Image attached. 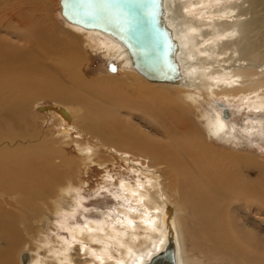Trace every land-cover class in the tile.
<instances>
[{
	"label": "bare ground",
	"instance_id": "1",
	"mask_svg": "<svg viewBox=\"0 0 264 264\" xmlns=\"http://www.w3.org/2000/svg\"><path fill=\"white\" fill-rule=\"evenodd\" d=\"M2 1L6 7L0 6V240L6 246L0 247V264H17L14 255L20 245L30 248L19 253V264H73L69 254L72 242L55 234L54 217H62L56 223L68 231L70 239L92 245L93 248L81 247L84 256L91 255L83 264H154L159 257L170 264H264V236L250 226H243L246 217L241 220L240 215H235L237 205L251 208V203L263 204L264 189L259 184L249 186L242 181L240 184L239 179L215 168L213 152L199 143L193 125L190 129L183 124L196 94L181 91L195 85L205 74L213 80V84H207L211 92L229 90L232 83L236 86L230 94L225 89L221 92L225 98L234 101V95L245 87L248 92L261 91L251 107L264 105V0H149V22L158 41L152 48L153 61L141 65L148 77L138 72L134 49L123 36L77 17L63 16L60 0V15L68 33L63 31V35L66 39L73 35V40L45 35L30 18H21L18 24H27L28 30L16 34V39L25 40L26 47L24 43L13 42L10 34L17 28L14 17L25 14L26 0ZM5 23L12 31L8 33L10 36L2 34ZM78 39L82 41L81 47L84 44L95 53L101 52L107 59L120 63L121 68L130 67L154 84L150 86L154 90L137 88L133 95L142 101L151 99L153 105L149 108L157 106L158 112L149 110L147 114L155 120L164 117L160 123L161 138L149 137L131 120L125 119L127 123L120 124L121 117L113 105L116 97L112 91H105L112 89L109 83L103 82L105 79L87 80L80 71L86 57ZM60 41L64 45H54ZM48 45L53 46L50 48L53 51ZM58 58L65 63H59L56 69L53 65ZM230 62L234 70L229 72L223 63ZM42 96L78 106L54 103L45 109L55 124L62 127L57 133L59 145L67 144L71 130L76 134L71 142L81 162L59 155L61 146L41 138L34 141L33 134L22 124L27 117L22 111L24 105ZM132 100L123 102V106H129L126 103H133ZM212 102L202 115L207 136L225 140L230 109L226 102ZM221 105L227 108L228 116L222 115ZM82 108L90 112L81 116ZM75 119H81L82 123L77 124L80 122ZM102 149L109 156L128 161L133 171L141 175L137 186L122 180L119 183L126 200L136 193V199L132 197L134 207L128 204L117 209L123 217L116 218L118 226L108 217L99 221L82 218L80 223L69 224L67 215H73L78 199L75 194L83 183L81 164L104 166L115 162L114 158L102 155ZM135 157L143 158V163L139 164ZM131 158L136 162L132 163ZM164 164L171 169L167 172L169 176L166 174L167 182L160 172ZM166 184L175 187L178 200L172 197ZM44 222L49 223L55 238L40 245L43 250L40 255L37 244L43 235L40 225ZM23 231L29 235L27 241ZM187 241L199 249L200 256L187 251ZM111 254L118 255L117 259Z\"/></svg>",
	"mask_w": 264,
	"mask_h": 264
},
{
	"label": "rangeland",
	"instance_id": "2",
	"mask_svg": "<svg viewBox=\"0 0 264 264\" xmlns=\"http://www.w3.org/2000/svg\"><path fill=\"white\" fill-rule=\"evenodd\" d=\"M12 2L19 3L21 1L13 0ZM0 3H3V4H0V6L6 5L5 2L2 0H0ZM23 12H25V14L22 15V17H20L19 15H15L14 17V21L16 22V25H14V27H17V28H14L15 32L11 31L12 32L11 33L10 30L6 28V26H8L7 23H5L4 26L2 27V30L3 29L5 30L2 32V34L11 33L10 34L11 36L9 34L8 36H10L13 42H17L18 40L16 39V34H18L19 32L21 33V32L28 30L27 24H25V26L23 24H20V25L18 24L19 21L23 20L21 18H24L27 20L30 18L32 21H34V24L39 26V29H43L44 34L46 33L50 36L52 34H55L58 38L63 37L64 39H66L63 35V31L66 33V35L68 33L65 29L66 23L64 22L62 16L60 15L59 0H26L23 3ZM70 39L73 40V35H71L70 38L66 40H70ZM77 42H78L79 47L81 48L82 53L86 57V60L82 62L80 66V71L83 73V75L86 77L87 80L92 81V80H97V79H105L103 80V82L109 83V89L111 88L112 89L105 90V91L109 93L110 91H112L113 92L112 94L115 95L116 97L115 102L119 101L120 103V104L118 103L117 105V103L115 104V102H113L117 115L121 117L120 124L121 125L123 123L126 124L127 121L129 122V120H131L133 124L137 125L136 128H139L144 134L149 135V137L151 138H154L156 136L154 139L161 138L159 134H161L160 132L163 131V128L160 125V123L164 120V117H161L159 120H155L147 114L149 110L158 112L156 111V108H155L157 106L154 105L152 106V108H149L150 104L153 105L151 103V99L148 98L147 101H145L146 99L142 101L140 98H136L133 95L134 91L137 90V88L144 89L147 92L154 90L150 87V86H153L154 84L151 82H148L147 80L142 79L130 67L123 66V68H121L120 63H115L111 61L110 59H107V57H105L101 52L95 53V51H91L87 47H84V44H83V47H81L82 41H79V39L77 40ZM17 43L20 45L24 43V46L26 47L25 40L23 42L18 41ZM64 43L65 42H61L60 44L57 43L54 45L56 46L64 45ZM52 47L53 46H50V45L47 46L48 49ZM32 51L34 52V50ZM60 51L62 52L63 49ZM200 56L202 55H198V57ZM67 57L70 59V56H67ZM63 58L65 59L66 57H63ZM63 58L62 60H64ZM60 59L58 58L59 62L56 61L57 64L55 62L56 66L53 65L54 68L57 69V65L59 63H62V64L65 63L64 61ZM223 64L224 66L228 68V70L226 68V71H229V70L232 71V68L234 70V67L232 66L233 65L232 62L229 63L231 65H229L228 63H223ZM247 66L249 67V65L246 64L245 67ZM255 69H257V67H255ZM206 76L207 75L204 74L199 79L198 82H195V85H192L190 87H185L181 90L184 93H192V94L195 93L196 94L195 101L193 103H190V107L186 113L188 114V116L185 117L183 124L189 127L190 129L192 128L191 125H193L194 130L196 129V136L199 140V143H202L207 149H210L213 152L211 154V156H214L212 160L216 163L215 168H217L219 172L221 171L226 176H229V177L233 176L234 178L239 179L240 184H241V181L243 184H246L249 186L253 184H259V186H261V189L262 187L264 189V105H262L259 108H254V107H251L250 105L251 103L252 104L255 103L258 97L260 98L261 91H259V93L257 92L256 94V92L255 93H253L252 91L248 92L247 89H245V87L243 88L241 87L240 89L236 87L237 90L239 89L241 91H239L237 94L234 95L235 96L234 101H230L229 99L225 98L224 95L221 93L222 91H225L226 88H222L221 91H217V90L213 92L210 91L211 88L208 85L213 84V80L212 79L209 80ZM225 83L226 82H224V84ZM235 86L231 83L229 85L230 87L229 90L227 89L225 92L230 94L232 92L233 87ZM243 89L245 90L243 91ZM166 91L172 92L170 90H166ZM119 92L120 94H118ZM123 95H125L129 100L130 99L132 100L133 98L134 100L132 101L134 102L126 103V105H129L127 107L123 106V104L128 100L125 98V96L123 97ZM165 98L167 99V97ZM214 100L226 102L231 112L230 119L226 120V125L228 128L226 129V134H225L226 139L225 140L219 139V138H210L207 136L208 132H207V129L205 128L206 120H205V117L202 115L205 114L206 111L210 109V103L213 104L212 101ZM93 101L94 100H92V102ZM144 101L146 102V104ZM54 103L59 104V105L65 104L66 106L74 105L68 102L60 104L59 102H55L53 99L47 96L46 97L45 96L35 97L34 99H32L31 101H29L28 103L24 105V109L22 111L24 112L25 115H27V117H26V122L22 121V124L24 125V127L26 126L30 127V129L26 127V130L28 129L27 132L33 134V137L35 138L34 141L38 142L41 139L42 140L44 139L46 141L51 142L53 145L60 147L61 146L59 145L60 143L58 144L59 135L57 136V133L60 130H62V127H59V125L55 124V119L51 115H49V113L45 109V107L51 106ZM75 107H78V106L74 105L73 108ZM147 107L149 108L148 110L146 109ZM153 111H150V113L152 112L155 114V112ZM89 112L90 111H88L87 109L82 108L79 112V115L82 116L84 113L88 114ZM201 116L203 118H201ZM125 119L126 120L128 119V120L126 121ZM75 122L76 123L80 122V123H77L79 125L82 123L81 119L80 120L75 119ZM126 126L130 128L128 125ZM31 129L34 131H32ZM138 130L135 129V131H138ZM70 132H71L69 133V135H71L70 139L67 141V144L66 143L65 145L62 144V146L60 147L62 148V150L58 154L64 156L67 160L81 162V160H79V152L75 144L71 142L72 141L71 137L75 138L76 134L73 132V130H71ZM100 153L102 155L103 154H105L106 156L108 155L107 156L108 158L109 157L114 158L113 161L115 162L114 163L107 162L106 165L104 166L102 165L100 166L99 164L97 165L96 163L95 164L92 163L89 166L81 164V168L82 167L83 168L80 171V178L82 179L83 183L81 184L82 186L79 192L75 194V196L78 195L77 202L74 203L76 205V209L73 215H67V221L69 224H73L74 222L80 223L83 221L84 218H88V219L96 218L93 220L99 221V219L101 220L104 217L105 218L108 217V219H110L113 224L117 225L119 223L118 222L116 223L117 221L116 218H120V219L123 218L121 214L118 212L120 208H125V207H128L129 205L131 207H134L133 204L135 203L134 201H132L134 200V198L132 197H134L136 193H132L131 194L132 196L130 195L131 198L128 197V199L129 198L130 199L126 200L125 192L122 191L123 189L120 187L119 183L122 180V181H126V182L132 183L135 186H137L139 185V182L137 180L139 177H141V175L138 173L136 174V172L133 171L132 166H130L127 163L128 161H125V159L123 160V158H119V156H116V155L109 156V154L103 151V149L101 150ZM105 155H104V158H106ZM136 159H137V162H139V164L143 163V158L141 159V157H139ZM130 160L132 161V163L136 162V160H132V158ZM73 165H75L74 162H73ZM218 166L222 167L223 169L225 168L228 171L221 170L219 169ZM166 167L167 166L164 164L163 166H161L162 169L160 171L163 174L161 175H162L164 182L168 181L167 177L169 175L167 172L171 171L170 168H166ZM142 178H140L139 180H143ZM166 186H167V189H169V193L170 192L172 193V194L170 193L172 197L175 200H178L179 195L176 194L177 190H175V187L171 186L172 187L171 189V187H169V184H166ZM136 196H135V199H136ZM235 205H237V202ZM247 206L237 205V209L235 210L236 211L235 215L237 216L240 215L241 217L240 216L239 217L240 219L242 218L241 220H243L246 217L243 220L245 223L242 221L243 226H250L257 232H259L261 236H264L263 235L264 234V202L263 204H259V205L256 203H251L249 205L251 206V208L250 207L247 208ZM241 212L242 214H240ZM48 218L51 219L52 216L48 214ZM61 218L62 217H60V219H58V217H54V219L52 218V223H53L52 225L56 227L55 234L58 237L65 236L67 239H69L72 242L70 249H69V254L72 256L73 262L75 264L77 263L83 264L84 260L85 261L89 260L90 259L89 257H91V255L86 254V256H84L85 254H84V251L82 252L81 247L82 246H87L90 248H93V247L92 245L88 243L83 244L81 240L70 239L68 231H66L64 228H60V226L56 223V221L58 220L61 221ZM245 220H247L248 222H246ZM40 226L43 228L42 229L43 235H41L37 246H38V249L40 248L38 250L39 254L42 255L43 250L40 245H43L44 243H49L51 239L55 238V234L49 227V223L47 225V222H44ZM23 232L25 234V235L23 234L24 235L23 238L24 240L27 241L28 240L27 238H29V235L25 231ZM5 246H6V242L4 240H0V247H5ZM29 248L30 247L27 248V246L25 245H20V247L17 248L16 253L14 255V258L17 264H19L18 262L19 253H21V251L28 252ZM186 249L190 253L194 252V254L197 256L201 255L199 249L193 248L192 243L190 241L186 242ZM77 251H78L79 257L77 255ZM116 256L118 255L114 256L111 254V257H114V259H117Z\"/></svg>",
	"mask_w": 264,
	"mask_h": 264
},
{
	"label": "water",
	"instance_id": "3",
	"mask_svg": "<svg viewBox=\"0 0 264 264\" xmlns=\"http://www.w3.org/2000/svg\"><path fill=\"white\" fill-rule=\"evenodd\" d=\"M138 3L146 6L143 16H137L132 11ZM60 4L63 16L67 14L68 18L77 17L84 23L101 29L106 28L105 30H112L123 36L134 49L138 72L148 77L143 69L141 70V65L148 64L151 59L153 61L152 48L158 41L149 22V0H60ZM221 107L222 115L228 116L227 108L223 105ZM154 264L170 263L159 257L155 259Z\"/></svg>",
	"mask_w": 264,
	"mask_h": 264
},
{
	"label": "snow or ice",
	"instance_id": "4",
	"mask_svg": "<svg viewBox=\"0 0 264 264\" xmlns=\"http://www.w3.org/2000/svg\"><path fill=\"white\" fill-rule=\"evenodd\" d=\"M137 16H143L146 13V6L142 3H138L137 6L132 10Z\"/></svg>",
	"mask_w": 264,
	"mask_h": 264
}]
</instances>
